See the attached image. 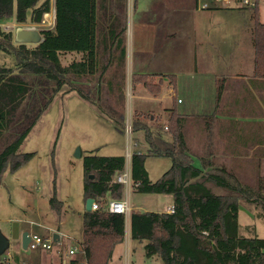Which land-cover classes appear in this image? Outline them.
I'll return each mask as SVG.
<instances>
[{
  "label": "trees",
  "instance_id": "obj_1",
  "mask_svg": "<svg viewBox=\"0 0 264 264\" xmlns=\"http://www.w3.org/2000/svg\"><path fill=\"white\" fill-rule=\"evenodd\" d=\"M101 1L53 0L52 27L39 28L41 40L37 43H18L13 31L4 30L1 24H40L50 10V0H0V51L12 56L11 64L0 63V175L7 164L15 171L33 157L34 152H21L19 146L61 90L77 91L110 117L118 131H124V114L117 116L103 93L123 97L126 26L111 24L100 37L97 11ZM124 7L125 3L115 16L119 22L126 16ZM256 8L254 67L256 76L264 77V22L259 21ZM70 52L81 56L63 64L60 55ZM149 79L144 74L132 75L133 84L151 85ZM183 121V116L174 114L165 124L170 140L156 127L134 121L133 129L140 126L145 130L150 154L169 157L171 166L152 181L144 167L145 155L134 152L130 158L133 188L142 193L172 194L174 211H132L131 237L146 240V256L157 255L164 264H264V238L254 231L240 234L237 223L241 202L264 220V180L248 185L224 167H197L185 146ZM124 166L123 155L87 151L83 156V197H92L99 204L82 215L86 264H108L114 247L124 239V214L104 209L108 197H121L123 185L113 177ZM212 185L227 194L215 193ZM50 206L59 217L62 207L55 195Z\"/></svg>",
  "mask_w": 264,
  "mask_h": 264
},
{
  "label": "rangeland",
  "instance_id": "obj_2",
  "mask_svg": "<svg viewBox=\"0 0 264 264\" xmlns=\"http://www.w3.org/2000/svg\"><path fill=\"white\" fill-rule=\"evenodd\" d=\"M52 2L53 0H50V10L47 15H43L40 24L10 21L2 23L1 26L4 30L13 32L17 26L34 27L37 30L42 27H52ZM165 3L164 1L163 5ZM152 4L153 0H137L135 6L131 5L125 35L129 55L130 51H133L134 41H142L144 46L147 43L143 54L145 59L153 61L160 56L163 57L158 54L165 53L167 41L160 37L161 28L154 30L150 26H140L138 23L140 19L153 18L160 12L152 11L150 9ZM173 12L177 15V11ZM254 12V9L244 8L194 10L193 15L197 19L211 18L220 21V31L216 32L219 39V51L215 52L217 66H230L233 70L244 71L250 68L252 62L249 49L252 40L251 32L253 34L254 31ZM256 12L259 21L264 22V0H258ZM6 25L7 29L4 28ZM152 35L156 36V40L151 45V42H148ZM183 35V32L179 33L178 43L183 42ZM76 58L75 55L69 53L60 55L63 64ZM235 59L236 62H234ZM11 62L12 56L0 51V63L9 65ZM161 77L170 78L172 76L162 75ZM167 91V83L163 82L159 94L154 97L142 85L138 84L133 89L124 82L122 98L108 95L107 91L103 93L115 107L116 115L119 116L122 113L126 116L124 127L131 120L133 130L130 135L131 152L146 153L147 142L142 129H133L134 123L128 112L137 108L146 112L152 110L156 114L161 113L162 119L157 121L155 127L163 137L166 136L161 125L164 119V106L172 100ZM161 95L165 98H159ZM183 98L184 87L182 86L173 100L176 103L177 99L182 100ZM177 105L182 107L183 103H177ZM143 119L149 123L148 118ZM127 142L126 133L118 131L110 117L85 100L77 91H59L19 146L21 152H34L33 157L15 171H12L7 164L0 175V234L8 240L7 247L0 252V264H18L17 257L22 260L21 263L29 264L36 262L31 261L35 258L43 260L50 251L55 253L58 251L62 257L67 259L69 249L72 247L76 248L75 255L84 261L80 245L83 230L82 214L85 209L83 156L88 150L98 155H112L122 151L124 156ZM77 147L80 149L79 157L75 156ZM170 166L171 160L168 157L150 155L145 158V167L152 180L158 178ZM212 188L215 189L213 185ZM53 195L57 201L61 202L62 211L59 217L50 206V199ZM125 198H128L130 205L136 210L166 211L167 206L172 204L173 195L142 193L134 190L131 185L128 190L123 186L119 199ZM239 209L238 223L242 225L252 222L255 225V234L264 238V220L259 218L252 220L251 210L243 202L239 204ZM242 228L241 226L240 231ZM58 230L67 233L72 238L66 239L61 235V243L60 240L54 241L53 233ZM24 231L30 235L36 234L43 240L47 239L51 244V249H45L42 246L35 249L27 246L23 249L21 236ZM132 246L133 249H130L128 255L130 264H164L160 257L147 258L143 254V242L135 240ZM119 248L122 249V246Z\"/></svg>",
  "mask_w": 264,
  "mask_h": 264
},
{
  "label": "crops",
  "instance_id": "obj_3",
  "mask_svg": "<svg viewBox=\"0 0 264 264\" xmlns=\"http://www.w3.org/2000/svg\"><path fill=\"white\" fill-rule=\"evenodd\" d=\"M129 1L130 0H127V2L126 0H102L101 3H99L97 21L100 37L106 34V27L111 24H122L127 27L129 9L131 5L135 6L137 3V0H131V3H129ZM164 1L166 2L165 5H163ZM117 3H120V5ZM124 3L125 7L122 11H124V15L126 13V16L122 17L119 22L115 16L121 10ZM195 3L196 0H178V2H176V0H153L150 9L160 12L153 18H142L138 23L140 26H150L154 28V30H158L159 28L162 29L160 37L167 41L165 44V53H159L158 55H162L163 57L160 56L153 61L148 58L145 59L143 54L146 51L147 43L144 46L142 41H134V46L132 44L133 51H130L129 55L128 41L125 35L126 55L124 82L132 86L133 89L136 85L140 84L154 97L159 94L162 83H167V92L172 100L164 106V119L163 125H161L166 133L164 138L170 140V134L167 132L165 124L170 120L172 115L183 116L185 146L188 152L193 156L194 164L197 167L203 170L224 167L230 171L240 183L256 185L259 180H264V77L256 76L255 74L254 31L253 34L251 32L252 40L250 41L251 44L249 49L252 64L250 68H247L248 70H233L230 66H217L215 62V52L219 51V39L216 32L220 31V21L219 19L211 18L197 19L193 15L194 10H201L198 9ZM138 6L137 4V8ZM52 8L54 9V5ZM173 11H177V15H174ZM180 32L184 33L183 42L178 43ZM155 38L156 36L152 35L148 43L151 42V45L154 44ZM104 42L108 44V41ZM69 54L75 55L77 57L76 59H79L81 56L80 53L75 52H70ZM234 62H236V59ZM133 74L150 76L149 81L152 84L146 85L142 82L133 84ZM162 75L172 77L162 78ZM182 86L184 87V98L182 100H179L180 98L177 99L175 103L173 99H175ZM159 98L165 97L161 95ZM177 103H183L182 107L178 106ZM128 114L132 122L134 123L135 121L136 125L144 124L152 128L157 126V121L162 119L163 116L161 113L156 114L152 110L146 112L137 108L134 111L128 112ZM124 117L126 118V116ZM143 118H148L149 123H146V119ZM139 127L134 130L142 129L145 134V130ZM146 142V153H140L144 154L145 158L151 155L147 139ZM122 154L123 152L119 151L112 155ZM125 166H128L130 170V161L129 163L125 162ZM148 178L152 180L149 175ZM208 185H210V183H208ZM213 191L221 195L227 194L226 190L217 186ZM108 199L119 198L108 197ZM169 205L173 206V200L172 204ZM85 210L86 209H84V211ZM132 211L149 210H136L131 206L130 212L124 214V240L114 247L108 264H130L128 255L130 249H133V242L137 240L131 237L130 213ZM155 212H167V209L166 211ZM239 213L240 209L238 206L237 218L239 217ZM250 216L252 220L257 218L254 212H251ZM238 225L239 233L242 235H248L253 231L256 233L255 225L252 222L242 225L238 223ZM241 226L243 228L240 231ZM54 233L58 234V241L60 240V243L61 235L66 237V239L72 238L67 233L59 230ZM138 241L143 242L142 251L146 256V240ZM81 243L82 234L80 245ZM121 246L122 249L119 248ZM71 249H75L72 254H70ZM57 253L58 251L56 253L50 251L45 255L43 260L35 258L31 261L36 262H30L29 264H69L72 261L78 264L86 263L84 252V261H81L79 257L75 255V247L69 249L67 259ZM17 258L18 264H24L20 262L22 260L19 257Z\"/></svg>",
  "mask_w": 264,
  "mask_h": 264
},
{
  "label": "built area",
  "instance_id": "obj_4",
  "mask_svg": "<svg viewBox=\"0 0 264 264\" xmlns=\"http://www.w3.org/2000/svg\"><path fill=\"white\" fill-rule=\"evenodd\" d=\"M258 5V0H197V7L201 10H210V9H217V8H244V9H255ZM48 13V12H47ZM47 13H44L47 15ZM51 17L53 19L52 24L55 19V9L52 10ZM4 28H8L7 25ZM133 130L131 129V120L126 123V126L124 127V132L128 136V142H127V148L124 154L125 162L129 163L131 155L133 152H131V141H130V135ZM114 181L117 183H121L123 186L129 189V187L132 185L130 170L128 166H125V168L121 171H118L115 174ZM99 208V204L97 202H93L91 209H97ZM104 209L108 212L113 213H121V214H127L131 210L130 203L127 199H110L107 201V203L104 206ZM174 206L167 207V212H173ZM29 235V247L35 249L38 246H42L45 249H51V244L47 241V239L43 240L41 237H39L36 234ZM75 249L70 250V254L74 253ZM86 264V263H85Z\"/></svg>",
  "mask_w": 264,
  "mask_h": 264
},
{
  "label": "water",
  "instance_id": "obj_5",
  "mask_svg": "<svg viewBox=\"0 0 264 264\" xmlns=\"http://www.w3.org/2000/svg\"><path fill=\"white\" fill-rule=\"evenodd\" d=\"M14 41L18 43H37L41 40V35L39 31L34 27H23L17 26L13 32ZM75 156H80L79 147L75 150ZM94 202V198L88 197L85 199V209L87 211L91 210L92 203ZM30 238L27 231H24L21 236V246L23 249L27 248L28 242ZM53 240H58V234L53 233ZM8 245V240L0 234V252H2Z\"/></svg>",
  "mask_w": 264,
  "mask_h": 264
}]
</instances>
